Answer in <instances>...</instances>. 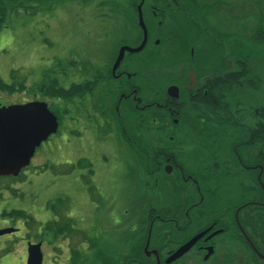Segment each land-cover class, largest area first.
I'll return each instance as SVG.
<instances>
[{
  "label": "flooded vegetation",
  "instance_id": "af4514ba",
  "mask_svg": "<svg viewBox=\"0 0 264 264\" xmlns=\"http://www.w3.org/2000/svg\"><path fill=\"white\" fill-rule=\"evenodd\" d=\"M6 1L25 7H55L56 12H62L63 7H77L80 12L99 7L104 15L102 40L111 29L118 31L106 68L97 71L93 79L77 83L87 88L78 91L76 113L117 128V136L123 140L119 150L127 147L135 158L131 166L135 198L141 202L151 196L152 203L146 209L137 208V226L131 238L123 227L128 218L119 219L120 240L113 245L88 238L82 247L76 227L71 245L69 229L71 234L56 248L69 253L68 264L141 262L140 256L129 254L133 242L143 240L145 233L144 248L148 246L149 251L145 253L143 248V253L152 264H194L196 258H202V263L212 259L236 264V236L239 239L240 234L251 253L264 262L242 233L236 217L238 212L241 226L264 255V143L236 145L235 81L224 78L236 70V64L223 62L216 37L199 25L200 17L191 15L192 2ZM140 13L147 30L145 46L140 52L125 50L115 67L123 47L137 48L144 41ZM99 48L105 52V46ZM101 62L93 64L96 70ZM84 111L86 114H80ZM144 114L152 117L149 125L141 126ZM213 114L218 120L213 121ZM260 130L251 128V132ZM246 148L253 158L241 157ZM203 232L187 253L167 263L181 246ZM229 241V246H220ZM40 242L43 252L44 241L29 243ZM209 251L212 254L206 258ZM44 259L43 252V263Z\"/></svg>",
  "mask_w": 264,
  "mask_h": 264
},
{
  "label": "rangeland",
  "instance_id": "374dc122",
  "mask_svg": "<svg viewBox=\"0 0 264 264\" xmlns=\"http://www.w3.org/2000/svg\"><path fill=\"white\" fill-rule=\"evenodd\" d=\"M101 9L92 7L80 12L77 7H63L62 12H56L55 7L47 6H7L6 20L0 27V77L24 89L14 93L0 90V104L45 101L58 117L59 129L37 148L20 176L0 177V196L8 204L7 211L21 210L31 217L1 216L16 231L0 236V245L8 236L15 238V243L0 249V261L22 243L28 259L29 242L40 240L44 241L43 264H68L69 253L56 248L71 233L70 244L74 245V227L76 234L81 235L77 239L82 247L88 238L103 239L113 245L120 240L119 219L128 218L123 227L128 237H133L137 208L146 209L151 202V196L140 199L141 202L135 198L131 171L135 158L127 147L119 150L123 140L117 136V128L97 122L93 116H80L76 113L77 94L69 98L62 95L72 85L93 79L97 71L106 68L109 48L118 31L111 29L102 40ZM100 46H105V52H100ZM100 59L102 62L96 70L93 64ZM262 78V88L244 98L254 114H260L257 106L264 107V66ZM57 225L68 229L58 234L54 228ZM126 246L128 250V243ZM144 251H149L147 246ZM228 252L232 254L230 248ZM186 258L192 259L189 255ZM252 259L255 264H264L251 253L247 242L236 236V264H254ZM201 261L202 258H196L193 263L223 264L212 259L207 263Z\"/></svg>",
  "mask_w": 264,
  "mask_h": 264
},
{
  "label": "trees",
  "instance_id": "16d2710c",
  "mask_svg": "<svg viewBox=\"0 0 264 264\" xmlns=\"http://www.w3.org/2000/svg\"><path fill=\"white\" fill-rule=\"evenodd\" d=\"M189 11L192 16L197 15L199 25L216 37L221 49L223 62L236 64V70L225 75L224 78L234 80L236 87V145H249L251 143H264V107L257 106L260 114H254L251 105L244 103V98L252 91L262 88V67L264 66V0H190ZM9 1H0V27L7 17ZM17 5V4H15ZM87 87L74 84L64 91L63 97L69 98L78 94ZM24 86L17 87L15 83H6L0 77V90L14 93L23 90ZM42 86H40V90ZM58 91V90H57ZM246 95V96H245ZM260 108V109H259ZM151 114H144L141 126L149 125ZM213 121L218 120L213 114ZM140 126V124H139ZM256 126L260 131L251 132ZM245 153V154H244ZM249 151L243 149L241 157L251 159ZM4 215L12 217L20 216V219L31 218L25 211L12 210L4 212ZM53 223H57L54 221ZM51 228V223H49ZM55 227V226H54ZM65 227L57 225L56 233L62 234ZM240 236L245 241L242 234ZM143 240L133 242L129 255L141 257V262L128 261L129 264H152L145 257L143 248L146 241V233ZM246 243V241H245ZM250 248V247H249ZM77 255L75 254V259ZM74 259V260H75ZM76 262L74 261V264ZM84 264V263H83ZM86 264V263H85ZM94 264H116L113 261H103Z\"/></svg>",
  "mask_w": 264,
  "mask_h": 264
},
{
  "label": "water",
  "instance_id": "95a60500",
  "mask_svg": "<svg viewBox=\"0 0 264 264\" xmlns=\"http://www.w3.org/2000/svg\"><path fill=\"white\" fill-rule=\"evenodd\" d=\"M141 25L145 31L143 43L137 48L123 47L115 67L124 56L125 50L140 52L143 50L147 30L144 25L142 14L140 13ZM59 129L58 117L49 109L45 101H31L24 104L1 105L0 104V177L18 176L21 171L28 167L38 147L48 140ZM237 221L242 233L251 244L256 253L264 258L257 247L254 245L244 228L241 226L236 213ZM16 229L8 227L0 229V236L15 232ZM205 234H198L186 244L181 246L170 258L167 263H171L187 253L194 244ZM148 247V246H147ZM212 254L209 251L206 258ZM27 264H43L42 243L28 244Z\"/></svg>",
  "mask_w": 264,
  "mask_h": 264
},
{
  "label": "crops",
  "instance_id": "0c3cea01",
  "mask_svg": "<svg viewBox=\"0 0 264 264\" xmlns=\"http://www.w3.org/2000/svg\"><path fill=\"white\" fill-rule=\"evenodd\" d=\"M4 198L0 196V220H2V224L0 225L1 227H9L10 223H8V219L6 217H1L3 216L4 212L7 210L9 211V207L7 203L2 202ZM7 211V212H8ZM23 225V224H20ZM15 243V238L13 236H8L5 238V240L1 243L0 249L2 246L6 247L7 244L10 245L9 243ZM23 243L19 245V247H16V250L14 252H10L9 256L4 257L2 261H0V264H27V253L24 250Z\"/></svg>",
  "mask_w": 264,
  "mask_h": 264
}]
</instances>
